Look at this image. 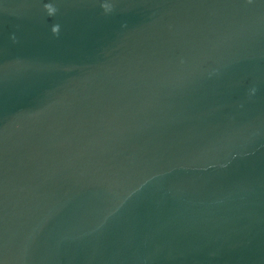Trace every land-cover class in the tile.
<instances>
[{"label": "water", "instance_id": "95a60500", "mask_svg": "<svg viewBox=\"0 0 264 264\" xmlns=\"http://www.w3.org/2000/svg\"><path fill=\"white\" fill-rule=\"evenodd\" d=\"M0 264H264V0H0Z\"/></svg>", "mask_w": 264, "mask_h": 264}, {"label": "clouds", "instance_id": "9594fccd", "mask_svg": "<svg viewBox=\"0 0 264 264\" xmlns=\"http://www.w3.org/2000/svg\"><path fill=\"white\" fill-rule=\"evenodd\" d=\"M102 7L105 9V11H110L109 5L104 4L102 5ZM44 9L49 16H53L57 12V9L51 3L45 4ZM51 31L53 35H58L60 32V25L59 24L53 25Z\"/></svg>", "mask_w": 264, "mask_h": 264}]
</instances>
